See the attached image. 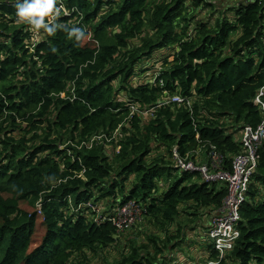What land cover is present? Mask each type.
Masks as SVG:
<instances>
[{
  "label": "trees",
  "instance_id": "obj_1",
  "mask_svg": "<svg viewBox=\"0 0 264 264\" xmlns=\"http://www.w3.org/2000/svg\"><path fill=\"white\" fill-rule=\"evenodd\" d=\"M17 2L0 0V264H94L120 245L130 203L143 215L113 264L193 260L189 232H206L228 189L178 170L173 152L214 146L231 171L242 131L262 122L264 0H55L53 35ZM259 155L240 237L224 256L208 242V264H264V144Z\"/></svg>",
  "mask_w": 264,
  "mask_h": 264
},
{
  "label": "built area",
  "instance_id": "obj_2",
  "mask_svg": "<svg viewBox=\"0 0 264 264\" xmlns=\"http://www.w3.org/2000/svg\"><path fill=\"white\" fill-rule=\"evenodd\" d=\"M264 91H262L255 104L259 107L262 114V122L257 127L247 126L241 133L242 152L234 157L232 170L224 169L223 158L217 152L216 147L211 146L202 159L201 151L195 152L196 160L189 155L183 157L178 153V148L174 149V162L178 170L188 172L191 174H198L202 180L208 184H223L228 189V196L224 202L221 211L212 219L208 229L206 230L208 242L214 249L222 256L228 254L233 250L235 243L240 237V223L242 222L241 211L244 204L248 201V193L252 181V177L256 173L258 162L260 159V149L264 144ZM184 98L180 96L167 97L164 101L166 105L169 104H183ZM159 105L158 107H160ZM140 108V107H139ZM155 108H144L141 111L133 107L132 113H138L145 118L153 117ZM97 138V140H100ZM108 140L107 143H110ZM218 159V160H217ZM217 160V161H216ZM218 163V165H217ZM143 205H136L130 203L129 205L120 208L118 215L121 213L133 211L141 212L143 215ZM39 208V214L40 206ZM89 208L98 211L95 205L89 204ZM122 217V216H120ZM142 217V216H141ZM128 227V221L122 222L118 225L120 232L122 229ZM132 227V226H131Z\"/></svg>",
  "mask_w": 264,
  "mask_h": 264
},
{
  "label": "rangeland",
  "instance_id": "obj_3",
  "mask_svg": "<svg viewBox=\"0 0 264 264\" xmlns=\"http://www.w3.org/2000/svg\"><path fill=\"white\" fill-rule=\"evenodd\" d=\"M156 60L158 61V59L156 58ZM172 60V59H170ZM158 66L157 68H160V63H156ZM155 68H153L154 70ZM157 70V69H156ZM157 71H152L151 72H148V75L145 76L146 77V80L148 81H151L153 80V78H155V73ZM67 95H63V97H66ZM117 134V133H116ZM109 145V144H108ZM206 152L203 153V156H206ZM218 160V159H217ZM216 160V161H217ZM218 165V163H217ZM174 179H177V178H180V176L182 175V172L180 171H174ZM24 208L26 210H28L29 212H33L32 209L24 206ZM40 215V214H39ZM122 217H124V222L128 221V227H125L124 226V229H122V232L120 233L121 235V242H120V245L117 246L115 249H111L109 250L108 253H105L104 257L105 258H97L96 257V260H94V264H104V261H108L110 264H113L115 262V260L117 258H119L120 256V252L123 248H127V245H128V240H126V237L128 236H132L134 237L135 234H136V231L133 229H130L131 226L133 224H140V219L142 218V214L141 212L137 211H133L132 209L129 211H127V213H121ZM130 229V230H129ZM200 231V232H199ZM190 233V237L187 238V245H190L192 244V259H188V258H181V264H208V262L203 259V252L204 250L206 249V246H207V243L208 241H206V243L203 241L202 237L198 238L197 236L199 235H202L204 236L206 234V232L202 231V229H198L197 231L196 230H192L189 232ZM45 234V229L42 227V225L40 224V222H37V226H36V229H35V234L33 236V249H35L42 241V238ZM209 244V243H208ZM186 252V250H185ZM184 252V253H185ZM202 256V257H201ZM192 260V261H191Z\"/></svg>",
  "mask_w": 264,
  "mask_h": 264
},
{
  "label": "clouds",
  "instance_id": "obj_4",
  "mask_svg": "<svg viewBox=\"0 0 264 264\" xmlns=\"http://www.w3.org/2000/svg\"><path fill=\"white\" fill-rule=\"evenodd\" d=\"M55 0H18L16 4L17 12L16 15L24 23L31 25L34 29L43 28L48 34H55L57 28L62 27L58 24L45 23V17L50 16V20H55L60 15V9L55 8ZM70 35H74L79 39L83 33L78 28H72Z\"/></svg>",
  "mask_w": 264,
  "mask_h": 264
}]
</instances>
